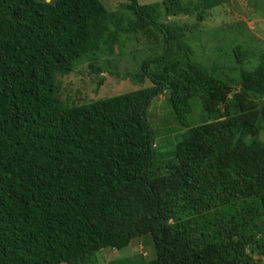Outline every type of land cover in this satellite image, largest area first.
Returning a JSON list of instances; mask_svg holds the SVG:
<instances>
[{
  "label": "trees",
  "instance_id": "obj_1",
  "mask_svg": "<svg viewBox=\"0 0 264 264\" xmlns=\"http://www.w3.org/2000/svg\"><path fill=\"white\" fill-rule=\"evenodd\" d=\"M188 1L0 0V264H99L147 236L154 259L105 264H264V55L236 81L206 73L185 37L228 0ZM180 16L190 31L166 22ZM136 34L162 42L136 73L151 87L61 105L58 75L83 58L100 73ZM165 92L181 129L168 151L147 114Z\"/></svg>",
  "mask_w": 264,
  "mask_h": 264
},
{
  "label": "rangeland",
  "instance_id": "obj_2",
  "mask_svg": "<svg viewBox=\"0 0 264 264\" xmlns=\"http://www.w3.org/2000/svg\"><path fill=\"white\" fill-rule=\"evenodd\" d=\"M36 1L54 2L55 0ZM100 1L109 11L116 10L119 4L126 2V0ZM161 1L163 0H138L141 5ZM181 1L186 6L190 4L188 0ZM166 22L179 26L185 25L187 31H190L189 27L196 24V19L194 16H180L169 18ZM185 40L192 48L193 61L206 73L236 81L241 72L252 71L264 55V0H228L227 3L208 11L205 21L200 23L196 31L187 33ZM152 41V39L143 38L140 34L123 37L120 50L116 48L114 56H108L99 61L98 67L101 72L98 74L90 72V62L83 58L70 73L57 76L58 101L62 106L70 107L151 87L147 79L140 83L136 73L144 60H150L159 54L162 42L152 44ZM236 46H240L248 53V58L243 65L232 53ZM171 112L167 92L155 97L147 109L156 145L162 151L172 149L164 135L171 134L169 141L175 144L178 139L173 140V135L181 130L173 121ZM204 118L200 101L193 98L189 116L191 125L201 124ZM254 139L264 145V131ZM98 255H102L98 258V263L105 264L116 258L133 255H142L152 260L155 252L152 241L147 236L134 238L129 247L122 251H113L108 254L100 251Z\"/></svg>",
  "mask_w": 264,
  "mask_h": 264
}]
</instances>
